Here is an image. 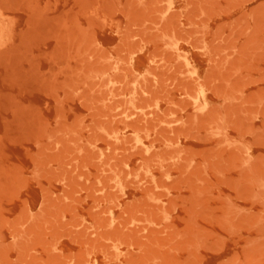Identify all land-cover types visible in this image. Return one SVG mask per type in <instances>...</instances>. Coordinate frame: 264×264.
Returning a JSON list of instances; mask_svg holds the SVG:
<instances>
[{
  "label": "rangeland",
  "instance_id": "1",
  "mask_svg": "<svg viewBox=\"0 0 264 264\" xmlns=\"http://www.w3.org/2000/svg\"><path fill=\"white\" fill-rule=\"evenodd\" d=\"M0 16V264H264V0Z\"/></svg>",
  "mask_w": 264,
  "mask_h": 264
},
{
  "label": "bare ground",
  "instance_id": "2",
  "mask_svg": "<svg viewBox=\"0 0 264 264\" xmlns=\"http://www.w3.org/2000/svg\"><path fill=\"white\" fill-rule=\"evenodd\" d=\"M2 20H3V16H0V47L2 45H4V43L6 42V40L3 38V32H4V29L2 27ZM1 49V48H0ZM2 50H0V53H1Z\"/></svg>",
  "mask_w": 264,
  "mask_h": 264
}]
</instances>
